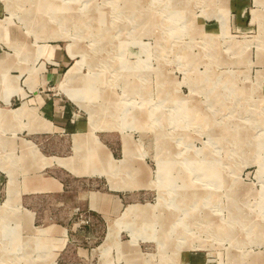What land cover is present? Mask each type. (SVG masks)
<instances>
[{"label":"rangeland","instance_id":"obj_1","mask_svg":"<svg viewBox=\"0 0 264 264\" xmlns=\"http://www.w3.org/2000/svg\"><path fill=\"white\" fill-rule=\"evenodd\" d=\"M50 43L72 114L42 149L83 175L97 138L135 189L108 227L79 198L107 177L16 170L37 149L1 118L0 264H264V0H0L1 94L37 81Z\"/></svg>","mask_w":264,"mask_h":264},{"label":"crops","instance_id":"obj_2","mask_svg":"<svg viewBox=\"0 0 264 264\" xmlns=\"http://www.w3.org/2000/svg\"><path fill=\"white\" fill-rule=\"evenodd\" d=\"M45 50L47 52H45V56L39 59L37 68H33V66L31 68L32 70H36V72H34V75L38 77L37 81L33 79L29 80V82L28 80L22 79L23 87L15 86V89L11 87V90H9L7 93L1 94L0 92V110L10 112L11 110H15L18 107L22 106V104L24 103L25 106L32 111L29 114L26 113L25 115L21 116L11 117L10 114L8 118H2V120L7 122L8 124L11 123L12 125H14V128L11 129L12 131L10 132L12 136H8V138H10L11 140L19 141L20 148L22 146V141L29 140L37 149V152L35 150H32L30 155H27L26 153L23 155L24 152L21 148V156L19 159L20 161L15 160L14 163L16 166V170L18 168L21 171L31 170L36 176H40L45 169H51L53 168L52 165H57L64 172L70 175L73 171L69 166L65 164H59L55 160H51L50 158L58 157L61 159H66L71 156V153L63 152L55 154H45V151L42 149L40 142V140L44 141V145L46 147H49V141H53L55 139H57V141L59 142L64 141L65 138L63 137V133L67 131L66 127L70 123L72 114L70 103L63 99L57 98L56 94H54L52 90V87L55 84L56 80L61 74H63L66 66H68L69 64V56L58 44H47ZM1 55L2 54L0 53V58ZM15 59H17V57ZM0 69H2L1 66ZM18 73H20L19 77H21L22 69L18 71ZM27 73L28 71L24 72V77H26V75H30ZM20 89L22 91H20ZM14 91L16 92L11 94ZM14 97L20 99V101L17 106L12 107L11 101ZM19 129H24L26 135L29 136V138L19 135V133H21V131H17ZM55 134H57V138L54 137ZM96 139L97 138L90 139L91 148H93L94 151V161H91L93 158V156H91V159L86 162L83 171L87 173L83 175H77V171L76 173H73L75 174V176H77V178H84L87 180L86 182L91 184L97 183V179H101L105 176L107 177L105 178L108 190L80 191L79 198L88 201V209L96 212L103 219L106 218L108 221H110L108 225L109 227L118 220V217L120 216L119 213L122 212L123 204L119 194L121 193L122 197H124L125 194H129L135 188L127 189L123 186H120L119 184L115 185L114 181H117L120 177H123L125 180L132 181V179L128 175L123 176V174H127L130 169L128 168V166H124L122 169H120L119 159H115L111 151L103 150L102 148L104 147L102 145V142L99 141V143L98 139ZM97 143L99 145H97ZM95 144L97 145V147ZM14 146L16 145L13 142L4 144V147L7 149H11ZM68 148L70 150V143ZM62 150H65L64 145L62 146ZM39 152L42 154H40ZM23 156L25 157V167L22 164ZM40 156L41 158H39ZM108 173H110L111 175L109 176ZM53 189L54 183H51L42 187H38L37 192H51L53 191ZM116 228L117 227L115 226L112 234L109 236L111 238L110 241H113V237L115 236V232L117 230ZM108 232L109 228L107 229L106 237H108Z\"/></svg>","mask_w":264,"mask_h":264},{"label":"bare ground","instance_id":"obj_3","mask_svg":"<svg viewBox=\"0 0 264 264\" xmlns=\"http://www.w3.org/2000/svg\"><path fill=\"white\" fill-rule=\"evenodd\" d=\"M71 55H74L73 51H71L70 53ZM79 63L78 61H76V63L66 72L65 76H66V80L68 81L67 83H71L74 78L76 77V74L79 70ZM32 112L30 109H28L25 104H23L22 106H20L19 108L15 109L13 112H2L0 111V119L1 118H8L9 115L11 114V117H16V116H21V115H25L26 113H30Z\"/></svg>","mask_w":264,"mask_h":264}]
</instances>
